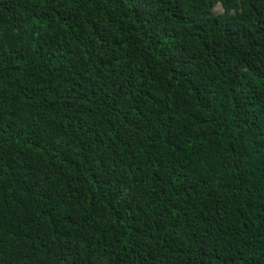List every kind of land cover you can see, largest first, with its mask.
<instances>
[{"label":"trees","instance_id":"1","mask_svg":"<svg viewBox=\"0 0 264 264\" xmlns=\"http://www.w3.org/2000/svg\"><path fill=\"white\" fill-rule=\"evenodd\" d=\"M0 264H264V0H0Z\"/></svg>","mask_w":264,"mask_h":264}]
</instances>
